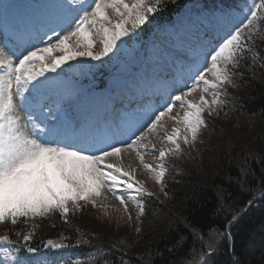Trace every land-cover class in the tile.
I'll list each match as a JSON object with an SVG mask.
<instances>
[{"label":"trees","instance_id":"16d2710c","mask_svg":"<svg viewBox=\"0 0 264 264\" xmlns=\"http://www.w3.org/2000/svg\"><path fill=\"white\" fill-rule=\"evenodd\" d=\"M196 1L162 0L150 22L125 42L134 40L144 52L157 27L172 24L176 13ZM201 1H214L216 8V1L228 6L236 0ZM249 47L232 69L231 84L219 89L215 111L203 114L196 140L190 145L181 139L178 158L168 154L163 160L166 203L145 189L136 191L144 207L138 227L115 229L95 215L91 203L80 201L79 210L65 216L57 211L27 222L21 217L16 225L0 223V237L7 236L18 254L46 240L69 247L78 256L65 264H191L200 258L209 264H264V29L254 30ZM121 53L117 47L100 61L67 60L56 75L76 78V63L86 61L90 76L82 77L83 85L108 89L116 60L124 63ZM134 69L132 62L128 77Z\"/></svg>","mask_w":264,"mask_h":264},{"label":"snow or ice","instance_id":"6c2138e0","mask_svg":"<svg viewBox=\"0 0 264 264\" xmlns=\"http://www.w3.org/2000/svg\"><path fill=\"white\" fill-rule=\"evenodd\" d=\"M161 2L133 0L129 4L125 0H68L66 27L56 34L55 45L50 40L47 47L28 51L18 61L0 58V223L16 225L21 217L27 222L29 217L46 216L57 211L65 216L71 210H79L80 201L95 207V197L101 194L102 188L112 192L127 211L125 195L134 188L132 177L119 164L109 163L108 159L120 157L125 150L135 151L144 168L159 169L156 171V181L162 183V162L169 154L163 142L175 145L171 151L177 153L181 139L184 144H188L189 139L196 140L198 131L205 124L203 113L207 111L212 115L215 111L213 106L220 102L219 89L231 84L232 69L238 66L245 50H251L249 45L254 30L264 29V15H261L264 12V0H253V5L248 8L249 14L238 24L231 25L214 43H210L203 52V61L189 77L194 80L193 85L186 84V91L174 89L179 94H169L159 108L139 118L134 117L124 130L128 133L124 142L119 145L109 143V137L106 136L76 138L73 143L65 142V138L60 135V118L51 109L39 124L31 112H28L26 122H22L17 113L18 107L27 110L28 99L34 90L44 87L37 77L44 76L46 71L55 72L67 60L77 57L100 61L118 47L117 41L122 37L130 36L141 25L150 22V14L157 12ZM109 10L119 17L115 24L109 17ZM96 30L103 35L102 50L99 52L92 51L94 40L91 37ZM73 38H76L75 43L69 48V41ZM53 50L66 54L52 57L49 54ZM37 61L41 62L39 71L33 70ZM209 75L212 79L208 78ZM210 90L213 99L209 102L204 93ZM197 91L201 94L199 100L194 102L189 97ZM175 107L184 110L182 116L172 115ZM165 116L183 127H173L171 133L162 135L158 156L156 145L151 146V154L161 161L154 168L144 162L141 149L147 150L145 141L149 135L165 127ZM128 198L134 200L131 195ZM136 203L139 215H142L144 207L140 202ZM136 230L139 231V228ZM23 239L28 241L30 234L24 235ZM7 241V236L0 237V242ZM27 251L33 252L34 249L29 247ZM3 264H25V261L19 257L10 260L5 249Z\"/></svg>","mask_w":264,"mask_h":264},{"label":"rangeland","instance_id":"374dc122","mask_svg":"<svg viewBox=\"0 0 264 264\" xmlns=\"http://www.w3.org/2000/svg\"><path fill=\"white\" fill-rule=\"evenodd\" d=\"M77 2H79V0H77ZM125 2L131 4L133 0H125ZM67 4L68 0H0V13H3L6 20L5 22L10 31H21L23 28L26 31H28V29L31 30L30 37L26 44L19 43L12 35L9 33H3L0 30V58L18 61V58H21L22 55L27 54L28 51L35 50L36 48L47 47L50 40L51 43L55 45L57 42L56 34L61 33L66 27L65 16ZM251 5H253V0L242 1L240 4L242 11L231 13L233 15L231 25L238 24L240 21H242L244 17L249 14L248 8ZM108 14L113 24L118 22L119 17H117L112 10H109ZM223 16L225 17L227 15L223 14L221 10L217 12H211L207 8L205 9L203 7H199V10L187 7L184 11L176 15L174 24L163 25L158 28V32L153 35L154 43L151 41L147 43L144 52L143 50H140L133 41H131L129 44L124 43L126 37H122L121 40L117 41V45L118 48L122 49L120 57H122L124 63L119 65L120 61L116 60L118 70L115 77L109 83L110 87L113 88L111 94L105 93L102 89H91V91L86 89L85 86L81 84V77L83 75L89 74L87 62L78 61L76 63L74 72L75 75H78V77L75 81H71V83H66L63 80H60L55 76V72L46 71L44 76L37 77L38 80L44 83V87L39 90H34L30 96V100L34 103L36 101L37 103L36 110L34 109L33 114L31 113L33 118L39 124L40 121L43 120L45 116H47L48 110L51 109L60 118V135L61 137H64L66 131L68 130V123L66 124V127L64 122L66 121V115H69L68 109L66 108L67 106L64 104L69 103L70 107H73L80 112L78 119H74V122H76V127H84L83 134H86V136L89 138L92 137L91 131L94 133L93 136H102L101 134H104V136L106 135V137H109V143L115 144L118 135L121 133L118 131V117L125 113L129 114L130 111H141L138 108L145 106L149 101V99L144 98V100L142 102L139 101V103L136 102L133 97L129 101L126 100V96H134L133 84L135 83L134 80L137 78V76H145L149 67H156L157 70L161 71L160 73L164 71L162 73L163 75L166 73L169 74V71H167L168 63H173L176 57L183 55L182 52L185 49L186 41L188 39H192L191 37L196 35L195 33L198 31V28H201L204 31L214 29V27L218 24H222ZM22 23H24L26 27L21 26ZM91 38L94 40L92 51H101V41L103 39L102 33L96 30ZM75 39L76 38H73L71 41H69V48H71L72 44L75 43ZM192 41L194 40L192 39ZM65 54V52L53 50L49 55L52 57H59ZM190 56L191 55L187 57L189 59H194L196 57ZM132 62H134L136 70L133 73L131 80L128 81L126 80L128 75V67ZM40 63L41 62L37 61L33 70L39 71ZM208 78L212 79L211 75H209ZM184 80L186 83L178 87H172L174 85L171 84L169 94H179L178 92L174 91V89L186 91L187 88L185 85L187 84L188 86H191L194 83V80L190 78ZM94 93H97V95L104 94V97L108 99L116 98L117 101L123 100L124 103H120V105L117 106L118 109L107 111L105 109H101L100 111L104 112L105 119L101 122L98 121L97 124L96 115L98 110L95 113V108L92 106L90 101V96ZM169 94L162 97L164 99H161L162 102H165L168 99ZM200 94L201 93L199 91L198 97L193 99L194 102L199 100ZM204 95L205 99L209 102L213 99L211 90L209 93H204ZM123 97H126V99H123ZM165 97L167 98L166 100ZM41 98H43L42 102H38L41 100ZM52 98L58 99L59 103L62 104L61 107L57 108L54 106H47V104H45L47 100L50 102ZM156 101H158V97L156 98ZM156 101H151V106L154 108L145 110L144 112H150L151 110L159 108L160 105L164 104L163 102L159 105ZM39 103L43 104L42 108L45 110L42 111L41 114H38L40 112ZM128 105H130V108ZM134 106L137 107L134 108ZM36 111H38V113L35 114ZM183 111L184 110L182 108L175 107L172 115L179 114L182 116ZM28 112L30 111L26 110L25 108H17V113L21 117L22 122H26ZM207 113L208 112L205 111L203 114ZM164 124V128L157 129V135L151 134L148 136V140L145 141L147 148L150 147L151 143L156 145L157 156L158 149L162 146V135L165 132L171 133L173 127H183L182 125L176 124V122L168 118V116L164 117ZM72 134L73 132L71 131L70 136ZM198 134L199 131L197 133V137ZM191 143H193V141L189 139L188 144L191 145ZM163 146L169 149V154L175 155L178 158L179 152L172 153L171 151L175 145L163 142ZM129 151L133 156H128L126 151H123L120 157H111L108 159L109 163L119 164L122 169L124 171H128L132 177L131 182L134 184V188L129 194L125 195L127 211H125L124 206H122L119 201L116 200L115 196L107 188H102L100 190L101 194L98 197H95V215L101 220L112 223L115 229L126 225L129 228H133L135 226L138 227L137 222L139 217V208L137 207L135 199L136 188L143 187V189H146L150 192H161V185L156 181V171L159 169L150 170L144 168L143 164L137 157L136 152L132 150ZM141 151L143 153V159L145 163L153 165L154 168L161 163V161L156 159L151 154L153 150L148 152V150L145 151L144 149H141ZM124 179L127 180V177ZM128 195L134 197V200L129 199ZM82 202L85 203L84 201ZM129 216H131V219H129ZM30 218L31 217L28 219ZM5 249V246L0 245V264H3L5 259ZM8 254L10 260H14L16 258L15 255L11 254L10 252H8ZM203 262L204 261H202L201 264H203ZM209 263L210 261L207 262V264Z\"/></svg>","mask_w":264,"mask_h":264},{"label":"bare ground","instance_id":"6f19581e","mask_svg":"<svg viewBox=\"0 0 264 264\" xmlns=\"http://www.w3.org/2000/svg\"><path fill=\"white\" fill-rule=\"evenodd\" d=\"M30 31H31L30 29L26 31L23 28L21 31H17L15 33L14 38H16L22 44H26L31 34ZM206 33L207 32H203L201 28H198V31L195 33L196 35L191 37L194 41H192V39H188L186 41L185 49L182 52L183 55H181L180 57H176L173 63H168L167 71H169V74L171 76L163 75L162 73L164 71L160 73L161 71L157 70L156 67H149V69L147 70V74L145 76H137V78L134 80L135 83L133 84V90L136 91L137 96H140L142 93H144L146 98L149 97V101L147 102L145 106L138 108L141 111L139 112L130 111L129 114L125 113L121 115L120 117H118L119 129H120V132L123 131V134L120 133V135H118L115 144L119 145L122 142H124L126 135L128 134L124 130L127 129V127L129 126V123L134 117L139 118L140 116H143L147 112V111L144 112L145 110L150 109L151 103H152L151 101H154L156 92H159V96L163 97L169 94V90L171 89V84L174 85L173 87H178L186 83L184 79H187L188 76L193 74L194 69L198 67L199 64L203 61L204 59L203 52L206 51V49L210 46V43L213 41V37L208 34L206 35ZM189 55L197 56V57L195 59H192V58L189 59L187 57ZM172 76H173V80L170 79V77ZM198 95H199V91L193 93L189 97V99L193 100L194 98H197ZM90 97H91L90 101L92 103V106L95 108V113L98 109H102V110L103 109L111 110V108L114 109V107L112 106V102L108 101L107 98L104 97V94L97 95V93H94ZM30 99L31 97H29L28 102L30 101ZM42 99L43 98H41V100ZM136 100H140V99L136 97ZM52 101L59 102L58 99L56 98H53ZM163 102L158 103V104L160 105ZM34 106L35 108H33ZM66 106L70 108L69 105H66ZM136 107L137 106H134V108ZM32 108L36 109V103H34ZM68 128H69V125H68ZM76 128L78 129H74L72 136H70L68 130L66 131V134L63 137L65 138V142H67L66 140L74 141L77 138L76 135H78V133L82 134L84 129L80 126H77ZM76 130H79V131H76ZM91 133L93 136L94 133L92 131ZM95 136H99V135H95ZM153 144L154 143H151L150 147L147 148L148 152L152 151L151 146ZM125 151L128 156H133L131 155V152L129 150H125Z\"/></svg>","mask_w":264,"mask_h":264}]
</instances>
